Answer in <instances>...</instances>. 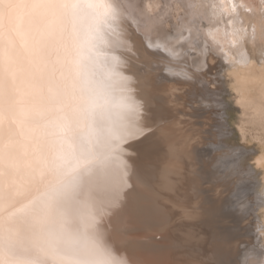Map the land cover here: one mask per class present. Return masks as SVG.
<instances>
[{
  "label": "bare ground",
  "instance_id": "6f19581e",
  "mask_svg": "<svg viewBox=\"0 0 264 264\" xmlns=\"http://www.w3.org/2000/svg\"><path fill=\"white\" fill-rule=\"evenodd\" d=\"M5 2L7 3V0ZM26 2L43 6L18 10L25 20L22 36L7 31L0 36V52L7 54V63L26 74L32 67L31 61L35 59L45 72L44 85L38 89L39 103L25 117L26 123L17 126L20 132L16 138L19 142L16 154L18 162L27 165L50 160L51 142L60 135L57 125L63 122L62 118L65 116L73 121V131L67 133V138L71 140L79 141L94 129L95 138L103 144L108 128L117 124L123 126L124 134L122 140L117 141L119 148L108 157L107 167L97 170L92 176L84 175L70 202L46 206L41 195L44 187L40 185L39 193L34 189L26 200L6 209L3 216L5 232L9 229H22L25 222L51 213L57 223L63 224L67 230L69 242L59 247V250L66 254L82 251L94 241L112 264H119L123 255L127 256L130 264H182L177 258L178 251L181 252L180 257L185 258L184 261L188 264L189 255L181 250L184 246L180 245L179 234L176 231L167 233L164 230L168 214L160 204L159 196L153 193L155 188L169 190L173 186L170 183L172 180H169L170 175H179V169L175 166H171L170 171L163 168L160 179L153 181L158 170L149 168V172L144 171L136 162V155H133L132 151L137 147L138 151L145 152L146 148H139L144 141L137 137L152 124V117L147 116V112L154 109H148V104L161 97L155 90L157 87L152 78L140 74L137 71L139 67L132 63L133 59L144 61V54L131 33L133 34L136 27L148 44H160L171 58L177 57L183 47L194 46L200 39L197 47L203 46L205 51L217 52L228 63V75L237 105L243 110L251 106L259 115L258 112L264 113V0H259L258 3L251 1L254 6L250 5V0H90L92 3L110 5L111 14L107 22L102 19L107 12L103 7L84 8L72 16L63 9L48 6L55 0ZM117 19H128L130 22L131 27L127 26L130 34L126 37L118 32L120 30L114 25V20ZM115 48L116 51L112 53ZM203 66V58L198 57L193 65L194 70L187 68L197 84L203 82V72L200 71ZM122 77L125 80L123 83L119 81ZM65 80L70 87L74 85L75 95L79 98L74 107L83 113V118L75 115L72 108L66 107V98L62 93L55 91L56 84ZM189 86L193 89L191 84ZM117 87H120V91H117ZM150 87L153 89H149ZM50 88L54 91H50ZM123 90L124 92L120 93ZM93 103L97 107L93 108ZM156 110H159V105ZM215 110L212 125L217 132L214 133L216 139L211 141L216 146L220 158L217 173L221 177L229 174V177L236 178L240 173L238 169L242 167L243 172L246 171L245 173L253 178V168L243 164L244 158L252 155V149L244 150L238 146L229 148L223 144L220 137L224 138V134L221 131L228 128L222 124L224 119L219 115L221 110ZM195 115H198L197 111ZM77 121L81 125L79 128L76 127ZM211 129L209 132H213L214 129ZM171 130L174 133V128ZM96 151L103 156L107 149L97 146ZM171 154L178 157L176 150L172 149ZM232 154L236 156L233 157ZM160 160L163 159L160 157ZM248 163L250 164V161ZM260 187L264 188V181ZM253 188L255 187L252 185L248 189L240 188L241 192L236 196L240 199L243 193L245 195L249 191L246 196L255 193V198L258 192L256 189L253 192ZM175 190L178 191L177 188ZM255 206L254 203H249L245 207L247 210H255ZM89 212L95 216L94 229L85 228L86 214ZM81 213L85 214L83 219ZM192 215L194 217L197 214ZM198 215L203 217L202 220L200 217H192L182 222L187 223L185 226L188 233L192 234L185 238L189 242L188 247L203 251V255L208 256L204 258L196 253L200 264H264V222H256L254 228H258L256 236L261 238L263 245L256 248L255 243H250L252 246L240 249L241 247L232 241L235 239L234 235L229 234L227 230L215 235L208 232L206 228H210L211 223L217 224L215 217L206 216L211 214L205 212ZM137 219H140L139 222L146 229L145 234H137L130 229L138 222ZM193 220L200 226H208H204L205 232L200 233V236L192 231ZM153 229L161 230L164 234L163 240H137L143 236L149 238ZM202 238L204 243L200 240ZM212 240L216 242L213 243ZM166 243L176 245L164 248ZM16 252L36 260L38 264H50L49 258L35 249L27 252L17 249Z\"/></svg>",
  "mask_w": 264,
  "mask_h": 264
},
{
  "label": "rangeland",
  "instance_id": "374dc122",
  "mask_svg": "<svg viewBox=\"0 0 264 264\" xmlns=\"http://www.w3.org/2000/svg\"><path fill=\"white\" fill-rule=\"evenodd\" d=\"M251 1L255 3L259 2V0H250L251 6H254ZM127 20L128 19L114 20L116 24L112 22L120 30L118 32L124 34L125 37L127 34H130V29L128 27H131L130 22ZM134 29L135 31L133 34L131 33V35L142 47L141 50L142 54H144V61L133 59L132 63H135V65L139 67L137 71L140 74H146L152 78L155 86L157 87L155 90L161 98H159L157 101L153 100L148 104V109H154L147 112V116L152 117V124H150L148 128L144 129L143 133L137 137L140 139V141H144L141 143V145H139V148L144 147L146 150L144 153H142V151H138L136 147V149L132 150L133 155H136V162H138V165L142 166L144 171L149 172V168H152L155 171L158 170L156 172L157 175L153 177V181L157 182L160 179L161 170L163 168H166V170L168 169L167 171H170V169L172 170L171 166H175L180 172L179 175L176 176H173L174 173L170 175L169 180H172L170 183H172L173 188L170 187L169 190L166 188H164V190L155 188L153 191V193L159 196L160 204L168 214V222H165L166 229L164 230H166L167 233L176 231V233L179 234L180 239L178 240L180 245L186 247L181 248V250L183 253L186 252L187 255H189L187 259L188 264H200V261L198 262V256L196 253H198V255H202L204 258L208 257L207 255H203V251L188 247L189 242L185 240L186 236L192 234H190L191 232L188 233V230L185 226L187 223H183L182 221H185L186 218H192L193 213L195 215L197 214L193 218L200 219L201 216L198 214L202 212L210 213L211 215L206 216H213L216 218L215 222L217 224L211 223L210 228H206L208 226L204 225L205 228L208 229V232L212 235L219 234L221 231L227 230L229 234L234 235L233 238L235 239L232 241L237 243V245H239L238 247H241L240 249L252 246L250 243H255L256 248L261 247L263 245V241L260 240L261 238L256 236V231L258 228H256V230L254 228L256 227V222H260L261 224L264 222V188L260 187L264 181V117H261L264 115V113L258 112L260 115L259 117V115L256 114V110L251 106L246 109L244 108L243 110L241 106L237 105L234 98V90L230 84V78L228 75V63L226 62L225 58L218 55L217 52L213 50L205 51L203 46L197 47V45L201 42L200 39H198L197 42L193 44L194 46L190 44L193 48L189 45L183 47L177 57L171 58L167 56L165 49L162 48V46H159L160 44L153 46L148 44L146 39L143 37L142 32L136 27H134ZM115 51L116 48L112 49V53ZM136 56L139 57V55ZM198 57L203 58L204 66L200 71L203 72L204 78L202 83L198 82L197 84V81L193 80V76L190 74L189 69L194 70L193 65L195 61H197ZM167 66L171 67L169 68ZM180 78L183 80L185 79L184 82H186L184 83ZM119 81L122 83L125 82L123 77ZM188 82L190 83L187 84ZM190 84L191 88L193 89H190ZM193 84L196 86H192ZM149 89L153 88L150 87ZM117 91H120V87H117ZM123 92L124 90L120 93ZM158 105L159 110H156ZM206 109L209 111L207 112ZM194 110L197 111L198 115H195L196 111L194 112ZM203 110L206 113L203 112ZM214 110H221L218 112L220 117L224 119L222 124L225 128H228L227 130L221 131L222 134H224V138L220 137L223 141V144L229 148L238 146L244 150L252 149V155L246 157V159L244 158L243 164L248 168H253L251 170L252 173L255 174H253V178H250L245 173L246 171L243 172L242 167L238 169L240 173L236 178L235 176L229 177V174L221 177L217 173L218 161L220 158H218L216 146L213 144V141H211L212 139H216L214 133L217 132L212 125V121L214 120L213 118H215V114H213ZM188 118L191 120H188ZM198 127L200 130L202 129V131L198 130ZM170 128H174V133ZM209 129L214 130L213 132H209ZM169 130H171V132ZM196 131L201 132V134L199 132L196 133ZM203 135L204 137H202ZM198 137H201L200 139L202 140L200 141ZM203 140L207 141L205 142ZM172 149L177 151L178 157L171 154ZM146 152L147 155H145ZM234 156H236V154H234L233 157ZM160 157L163 159L162 161L160 160ZM247 160L248 162L250 161V164L247 162ZM205 161L207 162L205 163ZM258 182L261 183L259 184ZM245 183L251 184L247 185ZM255 183L260 186L258 187ZM221 184L222 186L225 185V187H222ZM175 185L176 187H174ZM215 185L220 186L215 187ZM251 185L255 187L253 188V192L257 190V197L254 198L255 193H251L252 195L248 194L246 196V193L249 191L246 192L245 195L243 193L240 199L236 196L237 193L241 192L239 191L240 188H242L240 190H244L246 188L248 189L251 187ZM176 188L178 191L175 190ZM172 191L174 192L172 193ZM181 194H184L182 195L183 197ZM249 203L250 205L253 203L256 205V211L253 209H246ZM171 205L173 207H171ZM184 208H188L187 211ZM188 210L190 214L188 213ZM183 211L188 214L184 213ZM175 213L176 215H174ZM206 216H204V218H206ZM213 217H211V219ZM202 218L200 220H202ZM139 220L137 219L138 222L132 225L130 229L134 233L145 234L146 229L143 228V225L139 222ZM195 222L196 221L194 220L192 221L191 224L193 226L191 228L193 230L191 228L190 230L195 231L197 235L200 236V233L205 232L203 231L204 226H200L199 223L196 224ZM160 231L153 229V231L149 234V238L143 236L137 238V240L147 241L151 239L154 242L161 241L164 238V234ZM214 238L215 237H212V239ZM203 239L204 238L200 240L203 242L205 241ZM244 239L246 240L243 241ZM212 242L214 243L216 241L212 240ZM176 244H178V242ZM176 244L166 243L164 248ZM197 246L199 247L200 245L197 244ZM178 252V260L182 264L184 262L187 264V262L184 261L185 258L180 257L181 252Z\"/></svg>",
  "mask_w": 264,
  "mask_h": 264
},
{
  "label": "snow or ice",
  "instance_id": "6c2138e0",
  "mask_svg": "<svg viewBox=\"0 0 264 264\" xmlns=\"http://www.w3.org/2000/svg\"><path fill=\"white\" fill-rule=\"evenodd\" d=\"M42 6L29 4L26 0H7V3L0 0V36L5 31L22 36L25 20L18 10ZM48 6L63 9L72 16L84 8L103 7L107 9L102 17L104 22L111 14L109 4L101 5L90 0H55ZM6 56L0 52V264H38L36 260L18 255L17 249L24 252L35 249L47 256L50 264H112L94 241L82 251L61 252L59 247L68 243L69 237L64 225L58 224L51 213L25 222L22 229L5 232L3 216L6 209L26 200L34 189L39 193L40 185L44 187L41 195L46 206L70 202L84 175L92 176L107 167L108 157L119 148L117 141H121L124 134L123 126L117 124L108 128L103 144L95 138L94 129L79 141L71 140L67 133L73 131V121L65 116L57 125L60 135L51 142V159L21 165L16 155L19 145L16 138L20 135L17 126L26 123L25 117L39 103L38 89L44 85L45 72L33 59L31 69L25 74L7 63ZM49 90L54 91L53 88ZM55 91L66 98V107L83 118V113L74 107L79 102L74 85L70 87L65 80L56 84ZM92 107L97 105L93 103ZM80 126L77 121L76 127ZM97 146L107 149L103 156L97 153ZM84 215L81 213V219ZM86 215L85 228L94 229L95 216L90 212Z\"/></svg>",
  "mask_w": 264,
  "mask_h": 264
},
{
  "label": "clouds",
  "instance_id": "9594fccd",
  "mask_svg": "<svg viewBox=\"0 0 264 264\" xmlns=\"http://www.w3.org/2000/svg\"><path fill=\"white\" fill-rule=\"evenodd\" d=\"M119 264H130L126 255L121 256Z\"/></svg>",
  "mask_w": 264,
  "mask_h": 264
}]
</instances>
